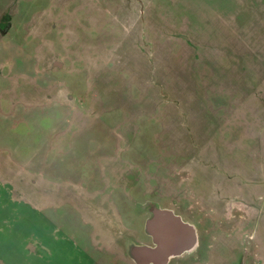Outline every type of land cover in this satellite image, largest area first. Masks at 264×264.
Here are the masks:
<instances>
[{
    "label": "rangeland",
    "instance_id": "1",
    "mask_svg": "<svg viewBox=\"0 0 264 264\" xmlns=\"http://www.w3.org/2000/svg\"><path fill=\"white\" fill-rule=\"evenodd\" d=\"M21 53L54 74L40 77L55 96L39 100V144L55 150L72 133L53 101L64 95L106 126L79 137L113 143L101 174L129 184L103 264L159 256L149 228L167 211L194 245L170 264H264V0H0V59ZM6 96L0 87L1 106ZM63 213L47 215L84 220Z\"/></svg>",
    "mask_w": 264,
    "mask_h": 264
},
{
    "label": "crops",
    "instance_id": "2",
    "mask_svg": "<svg viewBox=\"0 0 264 264\" xmlns=\"http://www.w3.org/2000/svg\"><path fill=\"white\" fill-rule=\"evenodd\" d=\"M26 56L0 59V72L5 67L16 72L0 76L8 100L7 106L0 105V264H103L118 251L113 249L118 245L113 230L121 221L119 212L130 210L125 200L129 184L121 186L118 174H101L103 161L111 165L113 143L79 137L105 125L84 123L83 112L64 102V95V101L60 95L53 101L67 105L58 111L77 127L72 130L70 125L72 133L58 149L39 144V100L55 96L40 93V77L55 83L54 74L41 72L38 58ZM67 206L80 211L84 220L59 223L47 215L53 211L65 216ZM141 233L148 234L147 228Z\"/></svg>",
    "mask_w": 264,
    "mask_h": 264
},
{
    "label": "flooded vegetation",
    "instance_id": "3",
    "mask_svg": "<svg viewBox=\"0 0 264 264\" xmlns=\"http://www.w3.org/2000/svg\"><path fill=\"white\" fill-rule=\"evenodd\" d=\"M153 214H154V212H153ZM150 226H151L150 228H152V230L154 229V232L152 233L153 234V241H154L152 244L154 245V247H151L148 250L152 251V250H155V248L158 247L159 245L164 244L166 237H167V234H166L167 233V229H166L167 225H166V222L163 220L162 217L158 216V218H157V216H155V218L151 222ZM171 241L172 242L169 245L170 253L167 255V257H164L165 259H163V256H160L159 254L158 255L160 257L159 256H154V257L149 256V258H150L149 264H152V263H154V264H163V263L164 264H170L173 257H177L179 255H182L184 252L189 251L188 250L189 246H192L190 244V242L187 239H185V237H182V239H180L178 233L175 234V236L172 238ZM154 260H156V261H154Z\"/></svg>",
    "mask_w": 264,
    "mask_h": 264
},
{
    "label": "water",
    "instance_id": "4",
    "mask_svg": "<svg viewBox=\"0 0 264 264\" xmlns=\"http://www.w3.org/2000/svg\"><path fill=\"white\" fill-rule=\"evenodd\" d=\"M158 216L159 217H162L166 224H167V237H166V240L164 242V244H161L160 247L158 248V253L163 256V257H167V255L170 253L169 251V245L170 243L172 242V237H174V232H177V231H180V230H184L185 228L187 229V233L190 237V232H191V229H190V226L188 227V224H186L180 216L178 215H174L171 211H167V212H159L158 213ZM185 229V230H186ZM157 251H151V254H153L154 252L157 253ZM157 253V254H158ZM155 254V253H154Z\"/></svg>",
    "mask_w": 264,
    "mask_h": 264
},
{
    "label": "bare ground",
    "instance_id": "5",
    "mask_svg": "<svg viewBox=\"0 0 264 264\" xmlns=\"http://www.w3.org/2000/svg\"><path fill=\"white\" fill-rule=\"evenodd\" d=\"M178 232L180 233V232H182V231L180 230V231H178ZM175 234H176V233H175ZM174 236H175V235H174ZM193 240H194V239H193ZM192 245H193V244H192ZM159 246H160V245H159ZM173 248H174V247H173ZM183 248H184V247H183ZM157 249H158V248H157ZM155 250H156V249H155ZM152 251H153V250H152ZM175 251H176V250H175ZM149 252H150V251H149ZM149 252H148V253H149ZM178 254H179V253H178ZM163 259H165V258L163 257ZM149 260H150V258H149ZM163 264H164V263H163Z\"/></svg>",
    "mask_w": 264,
    "mask_h": 264
}]
</instances>
